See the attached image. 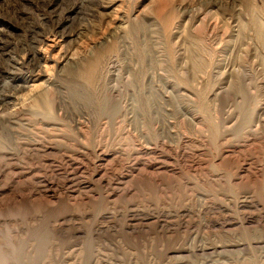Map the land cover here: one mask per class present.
Listing matches in <instances>:
<instances>
[{"label": "rangeland", "instance_id": "1", "mask_svg": "<svg viewBox=\"0 0 264 264\" xmlns=\"http://www.w3.org/2000/svg\"><path fill=\"white\" fill-rule=\"evenodd\" d=\"M1 42L0 264H264V0H0Z\"/></svg>", "mask_w": 264, "mask_h": 264}, {"label": "bare ground", "instance_id": "2", "mask_svg": "<svg viewBox=\"0 0 264 264\" xmlns=\"http://www.w3.org/2000/svg\"><path fill=\"white\" fill-rule=\"evenodd\" d=\"M45 40V38L43 39ZM47 41H50V44L47 45V46H51V44H55L56 42V38L53 37L50 39H47ZM58 42V41H57ZM2 45H0V48H3L1 46H4V43L1 42ZM7 45V44H6ZM46 49V48H45ZM40 49L37 47L34 51H33V54H32V58L29 60L30 62L28 63H31L33 64L32 62L36 61V60H41L43 57V59H45V63H46V55L42 54V56H40ZM44 53V52H43ZM30 64V65H31ZM46 66V65H45ZM7 75L9 74H12L14 72H5ZM10 78V77H9ZM30 80V79H29ZM26 81V80H25ZM28 81V80H27ZM30 85L26 84V83H15L12 87L13 91H21V89H24V88H28ZM13 98V94L12 93H7V91H2L0 92V108H3L5 106H8L10 103H11V99ZM16 100V99H15ZM13 101V100H12ZM15 102V101H14ZM2 106V107H1Z\"/></svg>", "mask_w": 264, "mask_h": 264}]
</instances>
